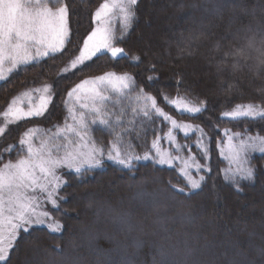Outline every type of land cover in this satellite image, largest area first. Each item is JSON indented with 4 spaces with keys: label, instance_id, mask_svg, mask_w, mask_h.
<instances>
[{
    "label": "snow or ice",
    "instance_id": "1",
    "mask_svg": "<svg viewBox=\"0 0 264 264\" xmlns=\"http://www.w3.org/2000/svg\"><path fill=\"white\" fill-rule=\"evenodd\" d=\"M204 3H211L217 16L224 8L233 10L234 16L229 21V29L234 22L242 23L244 19H249V23L236 28L235 31L229 30L225 36L219 38L212 28H219L220 25H212L211 22L208 26L202 25V30L199 31L190 30L187 34L181 31L175 40V58L179 60L190 57L202 44L212 41L209 51L213 55L209 63L215 64L218 75L227 74L220 81L222 86L228 83V77L235 76L245 68L253 73L254 78L259 79L261 74H264V0H255V3H250V0H204ZM138 5L139 0H103L92 16L95 27L83 39L79 55L62 70L60 77L80 70L94 57H98V54H110L114 59L128 57L132 62H139V56L129 57L125 48L117 46L137 22ZM199 6L197 3L186 5L180 0L176 5L177 18L184 16L190 19L188 10ZM237 8L239 13L235 14ZM204 11L208 12L209 9L205 6ZM70 16V4L66 0H0V81H7L22 67L63 55L71 44ZM225 40L231 42L225 44L222 42ZM148 68L152 72L156 71L154 64H149ZM147 79L150 82L155 81L158 76H149ZM182 83L183 78H178L177 99L170 100L167 94H161L164 103L169 104L178 113L193 118L207 111L205 100L195 103L187 95L179 93ZM233 87V84H228L229 90ZM134 89L136 95L128 97ZM31 91L40 94L38 105L29 106L25 111L15 101L9 103L7 110L0 114L4 117V124L0 125V136L21 120L46 115L54 99V85L44 84L41 88ZM256 91L264 97V82ZM109 92L115 94L117 103L121 97L133 100L137 105L132 109L136 116L153 123L157 119L167 122L170 127L164 138L172 150L161 147L162 138L157 135L143 155L136 154L133 145L124 140V133L129 129L121 128L117 131L121 117L118 116L115 121L106 118L105 102L112 99V96L108 95ZM64 105L68 115L62 124L53 126L55 131L39 127L29 128L21 135L18 145L9 144L0 150V161H3L6 155L10 157L17 147L23 152L22 155L18 153L15 160L8 159L0 163V264H13V255L19 252L18 240L22 235L30 233L34 226H44L52 233L62 232L64 226L58 218L49 211L38 209L43 201L57 211H67L60 207L66 197L59 195L68 184V180L59 174L64 169L75 178L84 179L102 173L108 167V161L119 166L121 171L129 174V180H132L129 188L135 187L136 198L150 210L153 234L161 231L170 233L177 221L187 229L203 216V205L197 207L188 202L203 192L206 174L210 172L207 164L199 162L191 151L195 147L203 160H208L206 138L210 137L204 127L178 122L158 105L156 96L146 92L144 88H138L134 76L128 72L109 71L81 80L67 92ZM89 116L93 118L89 120ZM220 119L264 122V103L236 104L231 110L222 112ZM96 124L113 136L107 145L98 142L92 135L91 126ZM173 130H179L185 138L197 132L199 136L192 145H180L177 137L173 135ZM223 132L226 139L218 140L217 147L227 159L228 167L221 171L225 180L231 182L239 191L241 181L255 179L256 169L252 164V154H264V135L248 134L247 128L241 132H231L229 129H224ZM185 148L189 153L187 156L181 155ZM141 161L173 168L179 164L178 174L183 178L184 186L171 184L169 181L168 196L161 201L154 193L148 191L146 179H133L139 167L144 166L140 164ZM193 170L197 174L201 171L205 174L198 175L197 178L193 175ZM97 196L95 192L83 193V197L88 200L87 207L94 209L97 217L102 213L110 215L113 223L127 233L145 232L142 221L133 222L127 214L112 215L107 201L98 199ZM82 231L87 233V228ZM88 235L89 248H92L91 241L94 236L90 233ZM184 235L186 238L183 247L176 242L170 243L167 249L163 246L157 248L160 259L157 262L154 256L153 264H255L254 261L247 260L246 250L238 244L232 246L233 252L229 256L223 244L216 241L215 229L212 230L211 239L201 232L185 231ZM189 236L192 243H189ZM201 237L203 243H200ZM165 239L171 241V236L165 235ZM133 244L138 250L143 241L135 239ZM93 250L99 253L98 249ZM116 250L121 251L119 243ZM256 254L260 258V264H264V247L257 248ZM131 256L132 254L125 250L119 259L109 257L103 261L98 260L96 264H134ZM26 264H84V260L81 253L66 252L60 244H55L51 248L35 249Z\"/></svg>",
    "mask_w": 264,
    "mask_h": 264
},
{
    "label": "trees",
    "instance_id": "2",
    "mask_svg": "<svg viewBox=\"0 0 264 264\" xmlns=\"http://www.w3.org/2000/svg\"><path fill=\"white\" fill-rule=\"evenodd\" d=\"M103 0H66L70 4V25L74 28L75 36L72 46L78 41L80 34L89 26L93 25L92 14L96 6ZM180 0H139L137 15L138 20L133 28L124 38L122 45L128 56H139V62H132L128 57L112 58L110 54L94 57L80 70L60 77V68L58 66L59 58H46L40 63L22 67L19 71L13 73L10 79L0 82V106L4 96L10 97L17 91L18 86L24 85L30 80L38 81L43 77L52 78V84L55 87V97L49 105L50 114L48 117L54 122L50 125L51 119L47 116L39 118L40 123L36 127L41 129H54V125L62 124L67 117V109L64 101L67 99V92L79 83L81 80L92 76H97L104 72L114 71L117 73L128 72L136 80L138 88H144L152 95L157 97L158 105L168 112L178 122L201 125L205 128L210 139L206 138V144L209 149L208 160L204 161L199 150L195 147L191 149L192 154L201 163H206L210 168L206 181L203 186V192L192 201L197 207L204 206V214L196 223L189 228L177 221L172 226V231L168 234L159 232L153 234L151 228L152 216L150 210L136 198L135 187L129 188L132 180H129V174L119 169V166L108 161V167L95 176H89L84 179H77L66 169L64 178L68 184L60 191L59 195L66 197L61 202V209L66 212L57 211L51 207L50 213L58 218L64 226L62 232H49L44 226H34L30 233L24 234L18 240L19 252L12 257L13 264H26L30 260L33 251L37 248H51L55 244H60L66 252L76 251L82 254L84 264H96L98 260H106L109 257L120 258L123 251L132 254L131 258L134 264H153L155 256L158 262L160 257L157 248L163 246L168 248L170 243L179 242L183 247V241L186 238L184 233L201 232L212 238V230L216 231V241L223 244V247L231 256L233 245L238 244L240 248L246 250L247 260L260 264V258L256 254V249L264 247V154L253 153L252 164L255 166L254 181H241L237 191L236 187L229 181H226L221 171L226 169L227 162L222 157L220 149L217 147V141L226 139L224 129L231 132H241L248 129V134L264 135V122L250 121L247 119L240 121H230L229 119H220L224 110L232 108L236 104L246 103H264V97L258 95L256 89L264 82V74L259 79L254 78L253 73L247 68L236 73L235 76L228 77V83L223 86L220 81L225 76L218 75L214 63H209L213 55L209 48L212 41L202 44L194 55L176 59L175 40L181 31L185 34L190 30H202L203 26L220 25L219 28L213 27L218 38L225 36L227 31H235L249 23V19H244L242 23L234 22L229 29V21L232 20L234 12L230 8L221 10L217 16L212 10L211 3H204V0H183L186 5L197 3L200 5L195 9H189V17L177 18L176 5ZM255 3V0H250ZM209 9L204 11V7ZM239 13V8L235 9V14ZM259 15V13L257 14ZM222 17V19H221ZM188 21L187 23L185 21ZM227 44L230 40L222 41ZM154 64L156 71L149 70L148 65ZM149 76H158L155 81H148ZM183 78V83L179 87L181 95L187 97L193 102L205 100L208 110L193 118L187 114H180L169 104L164 103L161 94H167L169 99L177 98L178 78ZM228 84L234 87L229 90ZM18 85V86H17ZM124 110L115 106H107L104 112L115 121L113 117H121V124L117 128H127L129 131L124 133V140L131 143L136 154L143 155L151 146L152 140L159 135L162 146H171L164 138L168 131L169 124L157 119L154 123L136 116L132 111V106L122 102L119 104ZM69 122H71L69 120ZM131 122V123H130ZM33 124L28 127H33ZM213 125L217 126L216 128ZM218 128V130H217ZM95 139L107 145L113 136L108 131L101 130V127L92 128ZM25 132V131H24ZM19 127H13L7 134L0 137V150L9 144H17L21 135L24 133ZM180 145H189L190 142L197 139V135L192 134L188 138L182 136V133H175ZM167 144H166V143ZM172 150V149H171ZM19 147L12 154H18ZM15 154V155H16ZM175 155V152L173 151ZM185 148L181 155H188ZM144 165L139 167L133 175V179L139 181L146 179V187L149 192L155 194L157 198L164 201L168 196L169 181L171 184L184 186L183 178L178 174L179 166L173 167L152 165L150 161H141ZM194 176L205 174L204 171L196 173ZM158 177V180H153ZM95 192L98 199L107 201L112 215H130L133 222L142 221L145 232L133 231L127 233L121 231L113 223L110 215L102 213L99 217L94 209L87 207L88 200L83 197V193ZM172 191H175L172 189ZM171 204V201H167ZM106 206V207H107ZM179 207V205H175ZM211 222V223H209ZM87 228V233L82 229ZM244 229V231H241ZM94 236L91 241L92 248H89V235ZM251 233V235H249ZM165 235L171 236V241L165 239ZM139 239L143 245L137 250L133 241ZM189 243H192L191 236L188 237ZM121 245V251L118 252L117 244ZM203 243V238H200ZM93 249H98L94 251ZM241 259V258H238Z\"/></svg>",
    "mask_w": 264,
    "mask_h": 264
},
{
    "label": "rangeland",
    "instance_id": "3",
    "mask_svg": "<svg viewBox=\"0 0 264 264\" xmlns=\"http://www.w3.org/2000/svg\"><path fill=\"white\" fill-rule=\"evenodd\" d=\"M71 1L72 0H69V2H71ZM99 5L96 6V8H98ZM96 8L94 9L93 14H94ZM93 14H92V16H93ZM93 27H95V23L93 22V25H92V23L90 22L89 23V26L86 27V29H84V31L80 34V36L78 38V41L74 44V46H72V42H73V39H74V36H75V31H74V28L72 29V27L70 25V28H71V44L68 45V50L63 55H57L55 57L57 59V58L63 56V58L61 57V59L58 61L59 62L58 66L60 68V73L62 72V70L66 66L69 65V62L72 59H74L75 56L79 55V48L83 45V39L86 38V36L92 30ZM116 27H117V29L119 28V23L118 22L116 24ZM117 46L123 47L122 43L118 44ZM102 74H99V75H102ZM51 80H52V78L43 77L42 79H40L38 81H32V80H30L28 82H25L24 85L23 84H21L20 86L17 85L18 86L17 91L15 93H13V95H11L10 97H5L4 96L3 101L1 103V106H0V114H2L4 111H6L9 103H11L13 101H15L25 111L29 108V106H36V105H38V103H39V95L40 94L37 93V92L31 91V90L41 88L44 84H52V81ZM0 82H2V81H0ZM55 91L56 90H55V87H54V92ZM146 92H148V91H146ZM25 93H28V95H25ZM108 95L112 96V99L105 102V107L110 106L111 108H115V106H117V107L121 108V110H124L123 107H120L119 106V104L122 103V102H125V103L131 105L132 106V109L134 107H137V105L135 104V102L133 100H131V99L128 98V97H134L136 95V90L135 89L132 90L128 94V97H121V98H119V102L118 103L115 102L117 100V97L115 96V94L109 92ZM54 97H55V95H54ZM175 99H177V98H172L170 100H175ZM195 103H199V102H196L195 101ZM232 108L226 109L224 111L231 110ZM48 114H50V111L49 110L47 111V113H46L45 116H47L48 119L53 118V117H50L49 118L48 117ZM92 118H93L92 116H89L88 117L89 120H91ZM108 118L111 120V118L109 116H108ZM113 119L116 120L115 117H113ZM36 122L37 123H40L41 121H39V118H29V119H25V120H21V121L17 122L16 124L12 125L10 128L19 127V130H21V131L24 132V131H26L28 129V127L30 125H32V123H34L33 124V127H36V124H37ZM53 122H54V120L51 119L50 125ZM3 124H4V117L2 115H0V125H3ZM95 126L101 127L99 124L92 125L91 127L93 128ZM33 127H30V128H33ZM169 127H170V125H169ZM10 128H8V130H10ZM8 130H7V132H8ZM52 131H55V128ZM7 132L5 134H3V135L5 136L7 134ZM175 133H180V131L179 130H173V135H175ZM196 135L198 137L199 136V133L197 132ZM182 136H184L183 133H182ZM195 141L193 140L192 142H190L189 145L194 144ZM161 147H163L165 149L171 150L170 147H168V145L162 146V143H161ZM196 150H198V149H196ZM15 154L16 153L11 154L10 157L6 155L4 157V160L3 161H0V163L6 162L8 159H12V160L17 159L18 158V155L17 154L15 155ZM19 154L22 155L23 152L20 151ZM222 157L226 160V162H227V165L226 166L228 167V161H227V159L225 158V156H222ZM177 165L180 167L179 164H177ZM64 173H65V171H61V173H59V174L64 177ZM51 207L52 206L50 204L41 201V207H40V209H38V211H49L50 212L51 211Z\"/></svg>",
    "mask_w": 264,
    "mask_h": 264
}]
</instances>
